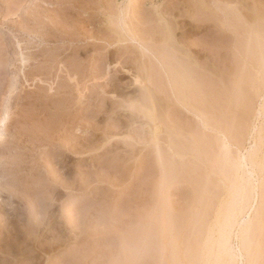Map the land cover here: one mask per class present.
<instances>
[{"label":"rangeland","instance_id":"1","mask_svg":"<svg viewBox=\"0 0 264 264\" xmlns=\"http://www.w3.org/2000/svg\"><path fill=\"white\" fill-rule=\"evenodd\" d=\"M252 145L264 0H0V264H213Z\"/></svg>","mask_w":264,"mask_h":264},{"label":"bare ground","instance_id":"2","mask_svg":"<svg viewBox=\"0 0 264 264\" xmlns=\"http://www.w3.org/2000/svg\"><path fill=\"white\" fill-rule=\"evenodd\" d=\"M187 75H189V72H187ZM183 77V76H182ZM184 77H185V75H184ZM136 81L135 82H138V78L137 79H135ZM138 83H140V84H142L141 83V81L139 80V82ZM184 84V83H183ZM185 85V84H184ZM183 85V86H184ZM147 86V85H146ZM145 87V86H144ZM178 87V86H177ZM188 87V86H187ZM146 88H148V86L146 87ZM183 88V87H182ZM180 89V88H179ZM186 89V88H185ZM188 89H190V88H188ZM146 91V90H145ZM149 92V91H148ZM147 93V92H146ZM152 93V92H151ZM150 93V94H151ZM185 93V92H184ZM191 93V92H190ZM181 94V93H180ZM185 95H186V93H185ZM184 96V95H183ZM187 96V95H186ZM188 102V101H187ZM185 107V106H184ZM259 115V114H258ZM198 118V117H197ZM253 131H256V128H253L252 129V132ZM180 133V132H179ZM225 139V138H224ZM226 140V139H225ZM226 142H228V141H226ZM226 144H228V143H226ZM225 144V145H226ZM227 146V145H226ZM254 147H255V145H252L250 148H249V150H246V155H243L242 156V154H241V156L239 157L240 159L238 160V161H241V162H238V165L236 164V168H238V170L242 167L243 169H240L241 170V172H239V176H240V173H241V175L243 174H246V176H247V178H246V176L244 175V177L246 178V179H243L242 178V176H241V180L243 179L245 182V185H244V189H246V192L244 191V189L243 190H241L242 189V187H241V189H240V191H241V194H242V191H244L245 192V195H244V197H242L243 199L245 198V196L246 197H249L248 199H250L251 198V201H252V203L250 204V202H249V206H247L248 207V210H247V212L248 213H245V215L247 214V216L245 217V218H242L240 221L238 220V221H236L237 219H235V217H237L236 215V212L235 211H231V212H228L227 213V215L222 219V220H220V222H219V231H218V229H217V235L218 236H216V237H214V238H212V240L210 241V243L208 242L209 240H210V238L208 239V243H209V245H207V246H209L210 247V249H209V247H206L207 249V251L208 250H210L209 252H207V253H210L213 257L212 258H214L215 260H216V262L215 261H213V264H214V262L216 263V264H244V262H243V257H245L244 255H243V253L245 252V253H247L246 254V257H245V259H246V262H248L247 264H249V263H251L252 262V257H251V252H249V250H250V245H251V242H252V238L250 237V234H252L253 232H252V230L253 229H255V226L254 225H257L259 222H260V219H261V213H262V210H261V212H260V203H261V201H262V199H263V196H264V180H262V179H257V178H254V172L252 171V169H249V167H248V165H250V164H252L250 161V156H251V154H253L254 152ZM227 148V147H226ZM228 151V150H227ZM237 161V160H236ZM237 163V162H236ZM240 165V168L239 167H237V166H239ZM253 166V165H252ZM253 168V167H252ZM238 170H237V172H238ZM239 170V171H240ZM243 170H245V173H244V171ZM243 171V172H242ZM239 178V177H238ZM254 179H256V180H254ZM264 179V178H263ZM240 180V179H239ZM240 183V182H239ZM242 184H243V182H242ZM161 185H163V184H161ZM244 194V193H243ZM243 194H242V196H243ZM260 198V199H259ZM248 199H246V200H248ZM242 199H240V201H241ZM245 200V199H244ZM243 202V201H242ZM235 203V202H234ZM240 206H241V204H239ZM240 209H241V207H240ZM247 209V208H246ZM244 210V209H243ZM242 210V211H243ZM250 212V213H249ZM264 213V212H263ZM165 214V213H164ZM218 218V217H217ZM194 220V219H193ZM192 220V221H193ZM264 221V220H263ZM193 223H194V221H193ZM255 223V224H254ZM188 224H190V221H189V223ZM254 224V225H253ZM202 225V224H201ZM200 225V226H201ZM217 225V226H218ZM237 227L238 228V231H236L237 233H233V228L234 227ZM254 226V227H253ZM192 227V226H191ZM257 227V226H256ZM202 228H204V227H202ZM253 228V229H252ZM165 229V228H164ZM167 231H170V230H167ZM252 232V233H251ZM200 237V236H199ZM232 237H234L235 238V240L237 241V243H236V245H232L231 244V240H232ZM257 238V237H256ZM193 239H194V237H193ZM206 240V239H205ZM225 240H227V241H229L228 243H225L224 241ZM191 241V240H190ZM175 243V242H174ZM173 243V244H174ZM207 243V244H208ZM191 244V243H190ZM197 244V243H196ZM199 245V244H198ZM192 246V245H191ZM188 247V246H187ZM186 247V248H187ZM193 247V246H192ZM192 247H190V248H192ZM171 248V247H170ZM174 248V247H173ZM194 249V248H193ZM171 250H172V248H171ZM174 251V250H173ZM188 251V250H187ZM202 251V250H201ZM195 252V251H194ZM205 252V253H206ZM171 253H172V251H171ZM193 253V252H192ZM191 253V254H192ZM200 253V255H201V252H199ZM203 253H204V251H203ZM202 253V254H203ZM204 253V254H205ZM203 254V255H204ZM210 254H208V256L207 257H209V256H211ZM199 255V256H200ZM207 255V254H206ZM206 255H204L205 257H206ZM257 255V254H256ZM255 255V256H256ZM175 256V255H174ZM178 256V255H177ZM185 256V255H184ZM192 256V255H191ZM196 256V255H195ZM203 256V257H204ZM247 256H249V257H247ZM176 257V256H175ZM190 258V257H189ZM202 257L200 256V259H201ZM247 258H249L248 260H247ZM191 259V258H190ZM200 259H199V261H200ZM202 259H204V258H202ZM209 259V258H208ZM207 259V260H208ZM206 260V258L204 259V262L205 261H207ZM251 260V261H250ZM198 261V262H199ZM210 261V260H209ZM255 261V260H254ZM208 262V261H207ZM206 263V262H205ZM204 263V264H205ZM211 264H212V260H211V262H210Z\"/></svg>","mask_w":264,"mask_h":264},{"label":"clouds","instance_id":"3","mask_svg":"<svg viewBox=\"0 0 264 264\" xmlns=\"http://www.w3.org/2000/svg\"><path fill=\"white\" fill-rule=\"evenodd\" d=\"M224 242H225V243H228L229 241L225 240Z\"/></svg>","mask_w":264,"mask_h":264}]
</instances>
